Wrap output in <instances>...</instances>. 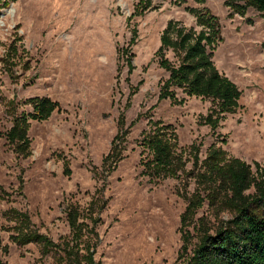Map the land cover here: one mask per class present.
Instances as JSON below:
<instances>
[{"label": "rangeland", "instance_id": "374dc122", "mask_svg": "<svg viewBox=\"0 0 264 264\" xmlns=\"http://www.w3.org/2000/svg\"><path fill=\"white\" fill-rule=\"evenodd\" d=\"M190 8L218 17L221 39L212 58L242 91L240 107L215 131L203 119L210 100L182 93V103L159 98L168 75L155 56L160 32L169 20L198 29ZM121 47H128L131 70ZM165 56L174 60L171 50ZM42 96L58 106L47 119L27 117L29 155H18L6 132L14 116L31 111L29 99ZM120 116L122 157L104 181L102 159ZM150 120L176 134L182 162L177 176L154 181L141 171L137 141ZM213 144L226 159L239 158L252 170L254 162L264 167V15L254 7L240 14L226 0H13L0 9V260L5 264H64L59 250L44 254L37 243L13 240L16 213L26 212L32 228L60 243L70 236L66 203H77L79 220L90 226L88 204L101 185L106 204L95 211V264H172L185 242L180 215L190 197L201 198L193 213L198 226L214 228L230 214L214 187L194 178ZM188 230L189 249L198 233L192 226Z\"/></svg>", "mask_w": 264, "mask_h": 264}, {"label": "trees", "instance_id": "16d2710c", "mask_svg": "<svg viewBox=\"0 0 264 264\" xmlns=\"http://www.w3.org/2000/svg\"><path fill=\"white\" fill-rule=\"evenodd\" d=\"M10 1L13 0H0V9ZM176 2L180 4L182 0ZM226 4L240 14H244L247 6H252L264 15V0H226ZM189 10L196 16L198 29L187 27L178 20H169L160 32V45L155 56L158 58V65L168 75L160 85L159 98L182 103L185 98L178 95L182 93L187 97L210 100L211 106L203 119L215 131L219 121L227 113H234L240 107L242 91L216 67L212 58L214 46L221 39L218 17L207 9ZM135 37L136 30L133 29L130 45L134 43ZM167 50L172 51L174 60L165 56ZM118 51L131 70L133 66L128 47H121ZM29 102L31 111L14 116L13 123L6 132V138L14 151L25 157L29 155L27 117L37 121L47 119L58 106L56 101L45 96L31 98ZM148 123V128L141 132L137 141L140 146L141 171L154 181L177 176L178 171L182 170V162L181 154L177 151L176 134L169 125L157 120H150ZM124 124L123 117L120 116L110 150L102 159V164L106 167L104 181L122 157ZM193 147L194 144L191 149ZM195 151L193 170L198 168ZM200 165L204 166L203 171L194 174L197 184L213 186L214 193L222 198L221 201L230 214L214 228L198 226L193 213L200 207L201 198L199 195L190 197L180 215V228L185 242L177 260L172 264H264V167L254 162L255 170H252L250 164L239 158L226 159L222 149L214 144L208 149L207 157ZM103 191L104 187L101 185L88 204L86 216L91 222L90 226L79 220L81 209L77 203H66L64 213L70 236L60 243L53 242L48 236L32 228L29 215L21 211L16 213V233L13 240L19 245L37 243L44 254L50 250H59L64 264H95V241L92 239L97 234L93 226L99 220L95 211H100L106 204ZM190 226L197 231L198 240L188 249L186 240L190 236ZM84 235L89 239H82ZM0 264L5 263L0 260Z\"/></svg>", "mask_w": 264, "mask_h": 264}]
</instances>
